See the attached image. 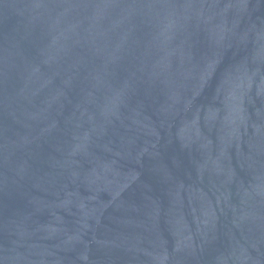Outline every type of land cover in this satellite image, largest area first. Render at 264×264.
Masks as SVG:
<instances>
[{"label":"water","instance_id":"water-1","mask_svg":"<svg viewBox=\"0 0 264 264\" xmlns=\"http://www.w3.org/2000/svg\"><path fill=\"white\" fill-rule=\"evenodd\" d=\"M0 264H264V0H0Z\"/></svg>","mask_w":264,"mask_h":264}]
</instances>
